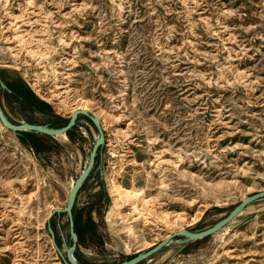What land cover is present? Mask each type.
<instances>
[{
	"label": "rangeland",
	"instance_id": "obj_1",
	"mask_svg": "<svg viewBox=\"0 0 264 264\" xmlns=\"http://www.w3.org/2000/svg\"><path fill=\"white\" fill-rule=\"evenodd\" d=\"M0 74L14 122L28 121L16 95L39 123L83 107L101 122L74 206L82 263L209 227L264 190V0H0ZM84 116L50 137L0 120V264H66L68 216L50 218L54 238L48 218L99 138ZM139 264H264V196Z\"/></svg>",
	"mask_w": 264,
	"mask_h": 264
},
{
	"label": "water",
	"instance_id": "obj_2",
	"mask_svg": "<svg viewBox=\"0 0 264 264\" xmlns=\"http://www.w3.org/2000/svg\"><path fill=\"white\" fill-rule=\"evenodd\" d=\"M1 86H3V81L1 79V74H0V89ZM81 115L87 116L93 124L96 126V128L99 131V138L96 140L94 143V146L92 148L91 154H90V159L88 165L85 167V169L81 172V174L78 176L76 179L75 183L72 186V189L70 191L68 201L65 207L63 208H55L52 210L51 214L49 215V230L52 233V236L54 238V231L50 226V218L52 215H54L56 212H66L68 216V220L70 223V232L72 234V244L70 246H67V254L66 257H64L65 263L66 264H85L77 260L75 257V250L78 246L77 244V237L78 234L75 230V220H74V213L73 209L76 204V199L78 196V193L84 184L85 180L87 179L88 175L90 174L91 170L93 169L95 163H96V157L99 152V149L103 146L104 144V132L103 128L101 125L100 120L96 116V114L90 110L89 108L83 107V108H77L73 111V113L69 116V120L67 123H65L62 126H49L47 124L39 123V122H30V121H19V122H14L9 115L7 114L3 104H2V99H1V93H0V120L9 128L14 130L15 132L18 131H37L40 133L48 134L55 136L59 133L67 132L69 129H71L78 121L79 117ZM264 196V190H260L257 192H254L250 195H247L244 199H242L238 204L234 206V208L226 214L223 218L215 222L213 225L209 227L202 228L200 230H192L190 228H182L180 230H177L171 234H169L167 237L159 241L158 243L152 245L151 247L140 251L126 259H123L122 261L116 263V264H139L145 259L150 258L157 252H159L161 249H163L173 238L177 236H186L188 239H197V238H202L204 236H207L222 226L226 225L235 215H237L248 203L251 201L261 198ZM60 250V249H59ZM61 254L62 251H60Z\"/></svg>",
	"mask_w": 264,
	"mask_h": 264
},
{
	"label": "trees",
	"instance_id": "obj_3",
	"mask_svg": "<svg viewBox=\"0 0 264 264\" xmlns=\"http://www.w3.org/2000/svg\"><path fill=\"white\" fill-rule=\"evenodd\" d=\"M0 93H1V98L4 95L7 99L10 96L15 95L13 92H10L9 90H6L5 88H3V89L1 88ZM15 101L19 104L17 106V108H18V111L20 112V114L22 116H24L30 122H36V117L34 116L35 112H40V113L45 114V110L43 107H41L40 105L36 104L33 101H30L24 97H21L20 95H16ZM84 117L88 118L87 116H84ZM68 120H69V117H64V116H61L59 114H52V115H49V117L47 119V123L49 124V126L55 127V126L64 125L65 123H67ZM31 131L34 132V130H31ZM45 135L50 137V135H48V134H45ZM100 150L101 149H99V152L97 154L96 162H98L100 160ZM93 172H94V168L91 170L89 176H91L93 174ZM85 187H86V185H85ZM73 213H75V208L73 209ZM67 243L68 244L72 243L71 234L67 238ZM77 255L79 256L78 253H77Z\"/></svg>",
	"mask_w": 264,
	"mask_h": 264
},
{
	"label": "bare ground",
	"instance_id": "obj_4",
	"mask_svg": "<svg viewBox=\"0 0 264 264\" xmlns=\"http://www.w3.org/2000/svg\"><path fill=\"white\" fill-rule=\"evenodd\" d=\"M59 134H65V132H63V133H59ZM113 186H116L115 183H113ZM167 236H168V235H167Z\"/></svg>",
	"mask_w": 264,
	"mask_h": 264
}]
</instances>
